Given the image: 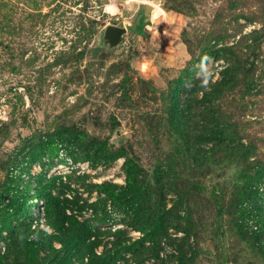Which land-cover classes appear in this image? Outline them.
Listing matches in <instances>:
<instances>
[{"label":"rangeland","instance_id":"374dc122","mask_svg":"<svg viewBox=\"0 0 264 264\" xmlns=\"http://www.w3.org/2000/svg\"><path fill=\"white\" fill-rule=\"evenodd\" d=\"M0 264H264V0H0Z\"/></svg>","mask_w":264,"mask_h":264},{"label":"water","instance_id":"95a60500","mask_svg":"<svg viewBox=\"0 0 264 264\" xmlns=\"http://www.w3.org/2000/svg\"><path fill=\"white\" fill-rule=\"evenodd\" d=\"M151 10H152L151 4L147 3L143 6L144 21H152L153 20L152 15L150 13ZM122 32H124L123 28L112 27L110 30V34H109L110 40L112 42L118 41L120 34Z\"/></svg>","mask_w":264,"mask_h":264},{"label":"trees","instance_id":"16d2710c","mask_svg":"<svg viewBox=\"0 0 264 264\" xmlns=\"http://www.w3.org/2000/svg\"><path fill=\"white\" fill-rule=\"evenodd\" d=\"M128 177H129V178H128V185L131 186V182H132L131 179H130V178H131V175H128ZM97 186H98V190H99V191H105V190L108 191V189H107L106 187H103V186H101V185H97Z\"/></svg>","mask_w":264,"mask_h":264},{"label":"flooded vegetation","instance_id":"af4514ba","mask_svg":"<svg viewBox=\"0 0 264 264\" xmlns=\"http://www.w3.org/2000/svg\"><path fill=\"white\" fill-rule=\"evenodd\" d=\"M152 12V10L150 11V13ZM143 17H144V15H143Z\"/></svg>","mask_w":264,"mask_h":264},{"label":"built area","instance_id":"2783aa9c","mask_svg":"<svg viewBox=\"0 0 264 264\" xmlns=\"http://www.w3.org/2000/svg\"><path fill=\"white\" fill-rule=\"evenodd\" d=\"M68 160V159H67Z\"/></svg>","mask_w":264,"mask_h":264}]
</instances>
